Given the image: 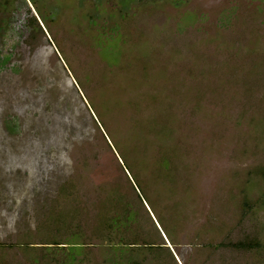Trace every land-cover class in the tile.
Listing matches in <instances>:
<instances>
[{
  "label": "rangeland",
  "instance_id": "1",
  "mask_svg": "<svg viewBox=\"0 0 264 264\" xmlns=\"http://www.w3.org/2000/svg\"><path fill=\"white\" fill-rule=\"evenodd\" d=\"M36 2L45 34L0 36V264L70 239L74 264H264V0Z\"/></svg>",
  "mask_w": 264,
  "mask_h": 264
},
{
  "label": "trees",
  "instance_id": "2",
  "mask_svg": "<svg viewBox=\"0 0 264 264\" xmlns=\"http://www.w3.org/2000/svg\"><path fill=\"white\" fill-rule=\"evenodd\" d=\"M35 7V11L39 18L35 15V12L32 10L31 5ZM3 9V11L1 10ZM2 11V12H1ZM60 8L59 5H54L53 11L50 13L51 17L57 16L59 13ZM47 15L41 12L36 0H0V36L4 37L11 32L17 33L19 36L32 37L35 33H44L43 26H47L48 19ZM42 22V25H41ZM101 52L103 57L106 59L105 55H109V51L112 52L111 47L105 44V39L99 42ZM111 49V50H110ZM11 53L3 52L2 48H0V63H5L10 59ZM101 125V124H100ZM101 127V126H100ZM122 159L124 161L125 169L129 171L130 175H132V179L134 181V187L138 190L139 193V200L143 203H146V198L142 192V186L140 183L136 182V174L134 173L132 167L126 161L127 159L123 156ZM132 211H130L131 213ZM135 214H128L125 218H122L123 222H118L116 217H111L113 221L114 230L122 231V229H126L128 225L134 221ZM120 245L117 247L116 245L113 246L114 249L120 250L121 253H128L129 251L126 250L128 246H125L124 237H120ZM65 245H59L57 250L63 251L66 259L63 261L64 264H74L77 262L80 253L83 250V243L75 240H68L66 243H61ZM133 245V244H131ZM227 245L226 243L221 244L220 246ZM232 246L239 248V249H247L251 248L255 245V243H246V242H238V243H231ZM258 245V244H256ZM138 246V245H137ZM126 261L121 259L118 264H126Z\"/></svg>",
  "mask_w": 264,
  "mask_h": 264
}]
</instances>
